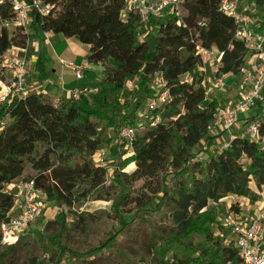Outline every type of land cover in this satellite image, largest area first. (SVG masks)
<instances>
[{
  "label": "trees",
  "instance_id": "trees-1",
  "mask_svg": "<svg viewBox=\"0 0 264 264\" xmlns=\"http://www.w3.org/2000/svg\"><path fill=\"white\" fill-rule=\"evenodd\" d=\"M40 1L53 8L47 15L32 9L28 33L6 25L14 12L8 2L0 5V92L4 57L43 41L45 33L87 45L78 62L85 59L100 75L79 85L97 91L78 100L48 92L0 100V124L6 122L0 129V264H240L209 205L225 197L264 200V112L228 136L226 148L199 156L201 142L211 148L222 133L209 129L220 102L207 94L197 47L221 54L218 74L224 76L240 75L251 52L236 36L234 18L219 10L221 0H182L180 16L167 13L146 24L126 0ZM250 1L263 35L264 0ZM33 70L39 83L48 80L41 51ZM158 76L170 98L151 110L139 97H155ZM135 77L132 110L117 121L127 103L118 95ZM254 122L258 134L251 138L246 127ZM139 123L144 129L131 151L125 141L114 142L122 128ZM101 124L114 135L104 137ZM104 148L111 168L94 161ZM28 180L62 209L37 235L3 245L1 227L14 207L6 187ZM94 203L101 205L91 208Z\"/></svg>",
  "mask_w": 264,
  "mask_h": 264
},
{
  "label": "built area",
  "instance_id": "built-area-1",
  "mask_svg": "<svg viewBox=\"0 0 264 264\" xmlns=\"http://www.w3.org/2000/svg\"><path fill=\"white\" fill-rule=\"evenodd\" d=\"M8 2L14 12V20L6 23V25L21 26L25 28V33H28L27 26L29 24V13L32 9L40 14L47 15L53 8L51 5L44 4L40 0H32L28 3L24 0H0V5ZM245 0H221L219 10L222 13L234 18L237 24L236 36L245 41L248 48L251 50H259L254 54L253 68L250 71H245L243 68L241 74L245 73L246 78L241 81V97L232 108L220 107L216 114V119L213 125L209 128L212 135H218V128L225 132L228 136L233 133V127L237 121L239 114L251 108L255 102L261 98L264 88V36L254 38L255 29L253 21L248 16L242 15V6ZM128 9H132L137 13L141 24H146L150 18H161L165 14H175L180 16L183 12L182 0H126ZM44 37L49 39V33H45ZM254 38V39H253ZM198 53L202 57L209 59L215 67L212 77L213 84L218 88H223L226 85L224 75H219L220 56L221 54L214 48L204 49L201 46L197 47ZM28 49L13 48L4 57L3 65L5 69H9L11 79L3 89L6 91L2 95L3 99L7 95L26 97L31 93L28 85L30 58ZM260 59V62L257 60ZM60 64L69 66L74 70L76 81H83L85 65L69 63L60 59ZM138 80V78H136ZM206 84L209 79L206 78ZM157 83L154 86H160V91L155 92V97L147 105L149 109L155 110L165 103L169 102V94L164 89L163 78L157 77ZM205 85V82H203ZM153 86V88H154ZM96 88L86 86H75L70 91V99L78 100L82 95L88 96L90 93L96 92ZM59 103L56 99L54 105ZM155 123H153L154 125ZM258 123H252L246 127V134L251 138H256L258 134ZM142 123L137 124L136 128L126 126L120 130L114 139L116 144L123 141L126 142L125 148L132 150V142L136 133L143 130ZM227 137L222 142V146H228ZM94 161L101 166H108L107 149H102L94 155ZM110 168V167H109ZM6 193L14 198V209L16 214L10 215L9 219L2 224L1 227V244L13 245L17 243L22 236L39 218L41 213V204L39 198L42 192L35 188L34 181H21L10 184L6 187ZM12 208V209H13ZM224 230L228 233V243H231L237 250L241 259L240 264H264V200L259 203L257 213L248 216L241 214L234 215L228 221L223 223ZM66 260H62L58 264H65Z\"/></svg>",
  "mask_w": 264,
  "mask_h": 264
},
{
  "label": "rangeland",
  "instance_id": "rangeland-1",
  "mask_svg": "<svg viewBox=\"0 0 264 264\" xmlns=\"http://www.w3.org/2000/svg\"><path fill=\"white\" fill-rule=\"evenodd\" d=\"M242 15L252 18L254 20L255 25H258L257 24L258 18L253 11L252 2L250 0H245L244 5L242 6ZM61 40L57 39V38H55V39L50 38L49 40L44 38L43 41L38 42L36 40H31L29 43L28 48L32 49L31 53H32L33 58H35L37 56V53L39 51H41L42 49H45V51H43V53H44L43 56H44L46 63L48 64V66H47L48 67L47 68L48 69V75L51 77L53 75V72H52L53 66L51 65V63H53L51 55L54 56L53 50L57 51V53H59V55H62V59H64L65 61H67L69 63H76L75 60L77 57L78 58L79 57H85V55L88 54L89 47L87 45L81 44L78 41H76L75 39H71V41H69V43H68V46H65V44H67V43L64 40H63V42H61ZM262 50L264 51V46L262 47ZM257 52H259V50H251V52L249 53V55L246 59L245 67H244L245 71L252 70L253 62H251V65H250L249 60L251 58L253 60L252 55H254ZM31 53H28V55ZM204 58H205L206 62H205V64L202 63L201 69L203 70L206 78L209 79V81H207V84H206L207 94L211 98L218 100L220 102V107L232 108L241 97V92H242V90L240 88L241 87V81L246 78V74L245 73L240 74L239 75L240 77L237 80L229 78V79H227V83H226L225 87L218 88L212 83L213 82L212 77H213V74L215 71L214 64L209 59H207L206 56H204ZM54 60H55L54 62L58 63V61H56L55 57H54ZM257 62H260V59H258ZM76 64L80 65L81 62L76 63ZM31 67L32 66L30 65L28 85L31 88V92H38L40 90V86L37 84L35 86H33V84H32L36 79V74L33 72V76H31L32 75L30 72ZM63 69H64V72L66 75L65 81L68 83L73 81L74 80V78H73L74 70L69 66H64ZM32 70H33V67H32ZM89 70L91 71V73L93 72V74L96 76L100 75V69L99 68L94 67V68H90ZM4 77L6 80L5 82H7L10 79L9 74L4 73ZM136 78L137 77H135L132 82H128L126 84L125 88L118 95V98H119L121 103H124L125 101L127 103L123 106V108H121L117 112V118H116L117 121L123 115H125L127 112H130L132 110V106L134 103H133V99H132L131 95H129L128 93L136 87V82H137ZM63 81H64V79H63ZM81 82H83V81H81ZM77 83H80V82L77 81ZM32 86H33V88H32ZM160 89H161L160 86H154V88H153L154 91H160ZM139 100H143L144 107H145L153 100V97L146 96V94L142 93L139 97ZM142 112H145V109H142ZM260 112H264V88H263V91L261 94V98L258 99L255 102V104L251 108H249L247 111L238 115L237 121L233 127V133H241L243 131V128H244V122L246 120H248L249 118L256 116ZM5 123L0 124V129ZM99 129H100L102 135L106 138L112 137L114 135L113 131L110 128L104 126L103 124L100 125ZM218 133H222V135L220 136L219 139H217L215 141L214 146H212L211 148L207 147L204 141L201 142L200 147L198 148V150H199L198 154L200 157H206V151L212 152L213 150H217L222 146V142L224 141V139L226 137H228V135L226 133H224L220 128H218ZM111 163H112V161H107L106 165H109V167L111 168ZM132 168H133V165H130V166H128L127 169L131 170ZM40 197H41L39 199V202L41 204L40 216L37 219V221L23 235H26V236L29 235L30 237L37 235L39 232H41L43 230L45 224L49 220H54L55 216L57 214H59L61 209H62L57 204L52 203V202H48L44 196L43 197L40 196ZM259 203L260 202L252 203L247 198H243V199L239 200V199L234 198V197H225V198L221 199L216 204L210 203L209 208L212 209L216 213L218 220L220 222L225 223L226 221H228L230 218H232L235 215L233 207L237 208L240 211L241 216H248V215H251L253 213H257V211L259 209ZM100 205H101L100 203H94L91 205V208H93L95 206H100ZM253 205H255V206L252 207ZM81 208H83V207H81ZM132 217L133 216H127L126 219L131 220ZM17 252L20 255V251L18 250ZM100 253L101 252H98L96 254L99 255ZM69 262L67 259V262L65 264H69ZM70 264H78V262H70Z\"/></svg>",
  "mask_w": 264,
  "mask_h": 264
},
{
  "label": "crops",
  "instance_id": "crops-1",
  "mask_svg": "<svg viewBox=\"0 0 264 264\" xmlns=\"http://www.w3.org/2000/svg\"><path fill=\"white\" fill-rule=\"evenodd\" d=\"M252 19V18H251ZM252 21H253V26H254V29H255V33H256V35H254V38H256L257 36H264V34L263 35H261V34H259V33H257V25H255V23H254V20L252 19ZM45 38V37H44ZM50 38H52V39H55V38H57V39H62L61 40V42H63V40L67 43V44H65V46H68V43H69V41H71V39H65V38H63L62 36H59V35H57V36H55V35H53V34H50L49 33V39ZM253 38V39H254ZM48 39V40H49ZM33 40H36V41H38L37 39H33ZM39 42V41H38ZM46 43V42H45ZM64 45V44H63ZM43 51H45V49H42L41 50V52L43 53ZM54 52V56L53 55H51L52 57V62L53 63H51V65L53 66L52 67V72H53V75H52V77L51 76H49L48 75V80L46 81V82H44V83H39L36 79H35V81L32 83L33 84V86H35L36 84L37 85H39L40 86V90L38 91V92H48L50 95H52L53 97H55V98H69L70 97V91L75 87V86H79V85H82L83 84V82H85L84 84H89L90 82H91V80L95 77V78H97V76L96 75H94L93 74V72L91 73V71L89 70L90 68H94V66H92V65H89L86 61H85V59H83L82 61H81V64L80 65H85V70H88V71H90L88 74H86V73H84V79H83V82H81L80 81V83H77V81L75 80V74L73 75V78H74V80L73 81H71V82H66L65 81V78H66V75H65V72H64V69H63V65L62 64H60V62H59V60L60 59H62V55H59V53H57V51H55V50H53ZM32 52V49L31 48H28V52L27 53H31ZM65 52V51H64ZM44 54V53H43ZM29 58H30V65L34 68V63H35V59H36V57L35 58H33V56H32V53L31 54H29ZM86 56V55H85ZM253 56V60H252V58L249 60V64L251 65V62H253L254 61V55H252ZM54 57H55V59H56V61H58V63L57 62H54L55 60H54ZM80 58H82V57H77L76 58V63H80V62H78V59H80ZM263 59H264V56H263ZM62 60H64V59H62ZM205 62H206V60H205V58L203 59V63L205 64ZM48 66V64L46 63V67ZM32 67H31V69H30V72H31V76H33V72H34V70H32ZM48 68V67H47ZM48 70V69H47ZM250 70V69H249ZM4 73L5 74H9V76H10V79H11V73H10V70L9 69H5V71H4ZM240 76L238 75V76H232V75H226V76H224V79H225V82L227 83V79H238ZM10 79L7 81V82H5V83H1V87H2V89H1V92H0V100H1V97H2V95H4L5 94V90L3 89V87L6 85V84H8V82L10 81ZM63 79H64V81H63ZM92 81H94V80H92ZM33 86H32V88H33ZM31 89V88H30ZM241 118V117H240ZM43 197V196H42ZM41 198V197H40ZM39 198V199H40ZM239 200L240 199H243V198H238ZM256 205V204H255ZM255 205H253L252 207H254ZM16 210L13 208L11 211H10V215H14V214H16Z\"/></svg>",
  "mask_w": 264,
  "mask_h": 264
},
{
  "label": "bare ground",
  "instance_id": "bare-ground-1",
  "mask_svg": "<svg viewBox=\"0 0 264 264\" xmlns=\"http://www.w3.org/2000/svg\"><path fill=\"white\" fill-rule=\"evenodd\" d=\"M134 167V166H133Z\"/></svg>",
  "mask_w": 264,
  "mask_h": 264
}]
</instances>
